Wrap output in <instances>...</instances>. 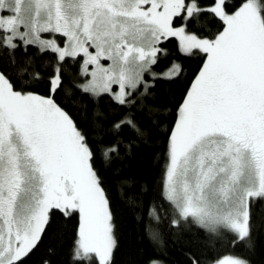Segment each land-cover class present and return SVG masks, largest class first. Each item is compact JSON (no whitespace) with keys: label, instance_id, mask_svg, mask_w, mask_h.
I'll return each mask as SVG.
<instances>
[{"label":"snow or ice","instance_id":"obj_1","mask_svg":"<svg viewBox=\"0 0 264 264\" xmlns=\"http://www.w3.org/2000/svg\"><path fill=\"white\" fill-rule=\"evenodd\" d=\"M206 14L222 30L201 35L195 26ZM170 37L183 53L206 55L168 137L163 198L172 224L229 231L234 244L251 238L250 206L264 200V0H0V50L27 55L35 46L54 56L43 69L28 60L17 75L0 70V264H24L57 215L77 217L75 264H112L115 223L94 150L55 96L71 60L81 93L134 108L156 79L180 75L177 64L152 70ZM41 71L47 95L30 90ZM125 125L143 134L133 116L114 128ZM117 152L113 145L103 156ZM148 215L158 219L154 207ZM218 264L250 262L229 255Z\"/></svg>","mask_w":264,"mask_h":264},{"label":"trees","instance_id":"obj_2","mask_svg":"<svg viewBox=\"0 0 264 264\" xmlns=\"http://www.w3.org/2000/svg\"><path fill=\"white\" fill-rule=\"evenodd\" d=\"M207 5L208 0H201L202 7ZM182 24V19L174 20L175 26ZM195 27L201 35L222 30L221 22L207 14ZM159 47L163 51L158 53L152 70L163 73L177 64L180 75L154 82L146 75L145 79L153 82L154 87L134 108L119 106L108 94L93 97L81 93L77 89V85L84 82L79 76L80 64L71 60L64 64L63 88L55 96L86 134L94 150L95 169L103 178L115 223L116 247L112 264H192L193 258L199 264H213L225 255L241 257L250 264H264V200L254 201L250 206L251 238L235 244V235L229 231L210 234L191 221L179 226L172 224L171 208L163 198L168 137L176 122L178 103L201 70L206 55L183 53L177 38L170 37ZM10 57L15 59V64ZM53 59L51 53L41 54L35 46L28 48L27 55L19 50L14 54L0 50V70L17 75L18 69L26 66L28 60L43 69ZM41 76L44 79L33 82L30 90L47 95V73L41 71ZM125 115L135 118L142 135H137L127 125L114 128ZM113 145L118 146V152L111 153L106 160L103 152ZM153 207L158 219L149 218V210ZM76 224L77 217L65 220L57 215L43 241L24 264H44L45 261L75 264Z\"/></svg>","mask_w":264,"mask_h":264},{"label":"rangeland","instance_id":"obj_3","mask_svg":"<svg viewBox=\"0 0 264 264\" xmlns=\"http://www.w3.org/2000/svg\"><path fill=\"white\" fill-rule=\"evenodd\" d=\"M181 26V25H180ZM176 27H179V26H176ZM43 35V37L45 38V39H49V38H51L48 34H42ZM102 63H110V61H103L102 60ZM113 90L114 91H116L117 90V87L116 86H113ZM225 256H229V255H225ZM225 256H222V257H220V258H218L213 264H218V261L220 260V259H223ZM232 256H234V255H232Z\"/></svg>","mask_w":264,"mask_h":264}]
</instances>
